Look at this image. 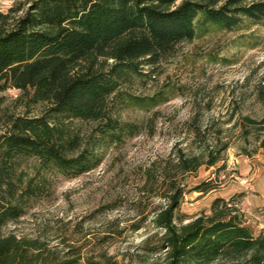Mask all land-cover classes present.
<instances>
[{
  "label": "rangeland",
  "instance_id": "1",
  "mask_svg": "<svg viewBox=\"0 0 264 264\" xmlns=\"http://www.w3.org/2000/svg\"><path fill=\"white\" fill-rule=\"evenodd\" d=\"M32 1L0 0V12L21 8L13 14L21 16ZM139 67L141 72L119 90L158 102L112 108V116L140 131L106 147L96 168L69 177L35 157L2 160L0 209L21 199L22 210L0 233L34 241L30 255L76 257L79 264H167L164 230L153 218L166 203L171 182L185 189L177 224L210 214L212 201L223 197L234 199L255 234L264 230V129L247 120L264 117L257 95L264 79V24L246 20L233 29L212 27ZM49 107V101L36 100L34 89L2 80L0 136L16 118L42 116ZM67 123L85 143L99 122ZM213 156L220 157L216 164L195 172L181 170L178 163L180 157L206 161ZM206 181L214 188L196 190Z\"/></svg>",
  "mask_w": 264,
  "mask_h": 264
},
{
  "label": "trees",
  "instance_id": "2",
  "mask_svg": "<svg viewBox=\"0 0 264 264\" xmlns=\"http://www.w3.org/2000/svg\"><path fill=\"white\" fill-rule=\"evenodd\" d=\"M20 10L11 7L7 13L0 12V82L9 80L22 90L34 89L36 100L49 101L50 107L42 116L16 118L9 132L0 136V186L3 159L6 163L35 157L69 177L96 168L106 147L140 131L137 124L112 116V108L125 102H158L157 97L147 99L119 90L124 81L141 72L143 60L155 63L180 42L212 27L233 29L246 20L264 24V0H34L21 16L14 17ZM257 95L264 102V79ZM76 119L99 122L85 143L79 133L69 130L67 121ZM247 120L264 129V117ZM219 159L180 157L178 163L181 170L195 172ZM195 188L205 192L214 186L206 181ZM168 191L166 203L153 218L164 230L167 264L220 260L264 264V230L254 233L233 198L216 197L210 214L177 224L176 211L185 189L171 182ZM20 201L0 209V229L19 216ZM35 245L0 233V264L80 262L76 257L40 260V253L30 255Z\"/></svg>",
  "mask_w": 264,
  "mask_h": 264
}]
</instances>
